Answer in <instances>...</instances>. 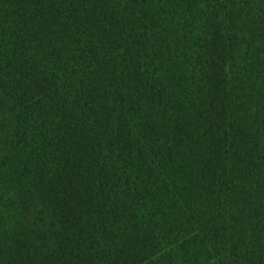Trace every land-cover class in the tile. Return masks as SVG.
<instances>
[{"label":"trees","instance_id":"16d2710c","mask_svg":"<svg viewBox=\"0 0 264 264\" xmlns=\"http://www.w3.org/2000/svg\"><path fill=\"white\" fill-rule=\"evenodd\" d=\"M0 264H264V0H0Z\"/></svg>","mask_w":264,"mask_h":264}]
</instances>
